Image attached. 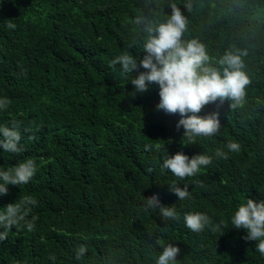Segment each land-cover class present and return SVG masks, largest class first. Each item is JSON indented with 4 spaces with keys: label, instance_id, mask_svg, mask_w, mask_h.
Masks as SVG:
<instances>
[{
    "label": "trees",
    "instance_id": "obj_1",
    "mask_svg": "<svg viewBox=\"0 0 264 264\" xmlns=\"http://www.w3.org/2000/svg\"><path fill=\"white\" fill-rule=\"evenodd\" d=\"M171 3L187 20L183 40L205 45L206 66L222 72L226 51L247 52L244 101L217 100L197 114H218L212 136H183L182 117L157 109L158 86L134 93L139 72L112 65L124 51L143 58V29L166 22ZM136 17L144 23L133 24ZM5 98L0 127L19 123L22 151L0 148V170L32 158L37 171L0 194V211L26 197L37 203L23 206L26 221L36 217L33 230L21 221L0 241V264H156L169 244L180 249L177 264H264L258 241L231 224L240 204L264 200V0H0ZM230 142L240 150L229 151ZM179 152L213 159L181 179L162 169ZM173 184L188 186L189 197L179 200ZM152 195L177 218L145 211ZM196 212L211 220L199 233L184 220Z\"/></svg>",
    "mask_w": 264,
    "mask_h": 264
},
{
    "label": "clouds",
    "instance_id": "obj_2",
    "mask_svg": "<svg viewBox=\"0 0 264 264\" xmlns=\"http://www.w3.org/2000/svg\"><path fill=\"white\" fill-rule=\"evenodd\" d=\"M171 15L166 22L156 26L148 24L143 30L147 33L142 43L143 58H137L129 51H124L112 60V65L119 64L124 74L138 71L139 75L131 79L130 82L135 88V92L146 93L150 85H157L159 88L158 110H163L167 114H179L182 118L176 125L177 130L184 129V135L192 140L198 136H212L221 127L218 114L213 113L206 117L197 114L208 104L217 100L234 101L233 107L241 104L246 97V87L251 83L249 77L243 69L245 68L243 57L246 51L236 52L226 51L220 58L219 64L223 66L222 72L216 68L206 66L210 60L206 47L197 39L184 41L183 35L187 30L186 17L177 7L176 3L169 5ZM190 9V5H186ZM135 25L144 23L143 17H136L133 21ZM9 28L15 27L8 24ZM130 44L128 47H133ZM142 68L145 71H139ZM9 101L5 98L0 100V108H6ZM191 114V115H189ZM0 148L6 152L19 153L21 134L19 123L13 122L11 127H0ZM31 139V137H30ZM147 147V146H146ZM229 151L238 152L240 145L230 142L227 145ZM216 156L227 158V153L217 150ZM212 157L199 154L191 159L182 152L164 159L162 169H168L178 178L191 177L212 162ZM37 171L36 161L32 158L26 159L13 168L6 171L0 170V194H7L8 186H18L27 184ZM149 172L152 169H148ZM203 187V184L200 185ZM169 191L174 193L179 200L189 197L188 186L181 188L175 184L169 186ZM146 208H159L161 216L165 220L176 219L177 213L174 206L167 207L160 204L157 195H152L146 199ZM37 201L32 197H26L20 202L8 204L3 211H0V226L5 231L0 233V241L7 239V232L12 227L17 226L21 221L25 222L28 231L34 228L36 217L32 221H26L27 211L24 205H35ZM185 224L193 232H201L206 226L211 224L210 217L203 213H186ZM231 224L236 229H243L247 235L245 240L258 241L256 250L264 255V200L259 203L252 199H247L246 203L240 204L238 210L231 219ZM216 226L213 230H217ZM159 243V241H158ZM86 248L80 246L76 258L85 253ZM178 247L169 244L163 247L162 254L156 264H177L176 257L179 254ZM53 259L55 257H52Z\"/></svg>",
    "mask_w": 264,
    "mask_h": 264
}]
</instances>
